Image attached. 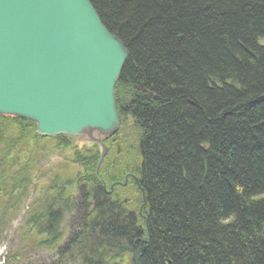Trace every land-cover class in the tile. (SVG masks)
I'll use <instances>...</instances> for the list:
<instances>
[{"label":"trees","instance_id":"obj_1","mask_svg":"<svg viewBox=\"0 0 264 264\" xmlns=\"http://www.w3.org/2000/svg\"><path fill=\"white\" fill-rule=\"evenodd\" d=\"M90 2L128 50L115 92L121 128L138 132L143 208L114 200L95 173L98 149L86 152L92 186L80 189L99 218L50 264L131 250L133 264H264V0ZM10 119L0 115V128ZM12 120L25 139L47 140ZM53 199L33 215L51 209L39 227L58 234L73 204L63 212Z\"/></svg>","mask_w":264,"mask_h":264},{"label":"water","instance_id":"obj_2","mask_svg":"<svg viewBox=\"0 0 264 264\" xmlns=\"http://www.w3.org/2000/svg\"><path fill=\"white\" fill-rule=\"evenodd\" d=\"M127 59L90 0H0V115L98 145V169L103 140L120 129L115 86Z\"/></svg>","mask_w":264,"mask_h":264},{"label":"rangeland","instance_id":"obj_3","mask_svg":"<svg viewBox=\"0 0 264 264\" xmlns=\"http://www.w3.org/2000/svg\"><path fill=\"white\" fill-rule=\"evenodd\" d=\"M7 122L0 128L3 136L0 145L1 164L3 159L2 166L0 164V249L4 248L0 264H50L59 258V250L67 245L71 235L82 228L85 220L91 223L99 218V214L94 212L96 199L92 194L84 199L80 189L84 184L92 186L88 177L91 159L86 152L75 148L73 141L63 144L56 138L42 141L25 139L15 121L10 119ZM113 140L120 148L112 147L109 140L105 144L106 155L111 154L107 158L105 155L99 169V157L95 162V173L106 189L115 184L122 185L129 176H136L140 164L138 132L131 122L124 125ZM96 149L99 152L100 147ZM78 153L81 161H78ZM27 165L32 172L27 176L28 181L23 182ZM126 185L121 192L129 188L125 195L127 204L131 203L130 209H137L141 214L143 201L138 190L130 182ZM62 188L65 189L61 191ZM48 197H53L52 201L57 200L52 208L60 204L63 212L69 199L70 205L73 204L65 212L58 234L42 231L46 224L39 227L51 209H42L40 215H33V210ZM133 256L132 250L112 253L106 257L105 264H133Z\"/></svg>","mask_w":264,"mask_h":264},{"label":"flooded vegetation","instance_id":"obj_4","mask_svg":"<svg viewBox=\"0 0 264 264\" xmlns=\"http://www.w3.org/2000/svg\"><path fill=\"white\" fill-rule=\"evenodd\" d=\"M116 136V135H115ZM115 136H113V137H111L110 139H107L105 142H106V144L107 143H109V140H110V142L112 141V147H116L115 149H117L118 148V145L116 144V142L113 140L114 138H115ZM120 148V147H119ZM118 148V149H119ZM114 149V150H115ZM114 150H111V151H114ZM109 154H111V153H107V155H106V158L109 156ZM135 177L136 176H129L126 180H125V183H123L122 185H119V184H115L114 186H111V188L109 189V193L110 194H112V196L113 195H115L116 197V199L119 201V200H121V201H123L124 203H128V198L125 196L126 195V192H127V190L129 189H127L125 192H121V190H122V187H126L127 185L126 184H128V182H130L131 184H132V186H134L135 187V183L137 184L138 183V180H136L135 179ZM138 179V178H137ZM133 181V182H132ZM104 185L105 184H103V187H104ZM118 185V186H117ZM120 187V188H119ZM130 187V186H129ZM105 188V187H104ZM134 189V188H133ZM136 189V188H135Z\"/></svg>","mask_w":264,"mask_h":264},{"label":"bare ground","instance_id":"obj_5","mask_svg":"<svg viewBox=\"0 0 264 264\" xmlns=\"http://www.w3.org/2000/svg\"><path fill=\"white\" fill-rule=\"evenodd\" d=\"M135 179H137V177H135ZM3 250H4V248L2 247V248L0 249V254H2Z\"/></svg>","mask_w":264,"mask_h":264}]
</instances>
